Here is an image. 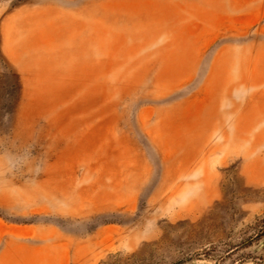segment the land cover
<instances>
[{
  "label": "rangeland",
  "instance_id": "374dc122",
  "mask_svg": "<svg viewBox=\"0 0 264 264\" xmlns=\"http://www.w3.org/2000/svg\"><path fill=\"white\" fill-rule=\"evenodd\" d=\"M263 129L264 0H0V264H264Z\"/></svg>",
  "mask_w": 264,
  "mask_h": 264
},
{
  "label": "bare ground",
  "instance_id": "6f19581e",
  "mask_svg": "<svg viewBox=\"0 0 264 264\" xmlns=\"http://www.w3.org/2000/svg\"><path fill=\"white\" fill-rule=\"evenodd\" d=\"M238 133H239V132H238ZM258 137H259L262 141H264V129H263L261 132H259Z\"/></svg>",
  "mask_w": 264,
  "mask_h": 264
}]
</instances>
